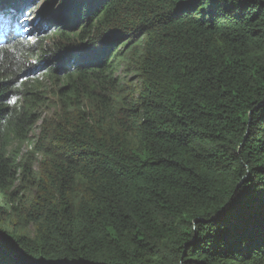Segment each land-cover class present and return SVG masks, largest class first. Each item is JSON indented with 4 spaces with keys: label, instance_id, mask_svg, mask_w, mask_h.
Segmentation results:
<instances>
[{
    "label": "trees",
    "instance_id": "obj_1",
    "mask_svg": "<svg viewBox=\"0 0 264 264\" xmlns=\"http://www.w3.org/2000/svg\"><path fill=\"white\" fill-rule=\"evenodd\" d=\"M36 1L0 0V264H264V0H62L32 34Z\"/></svg>",
    "mask_w": 264,
    "mask_h": 264
},
{
    "label": "rangeland",
    "instance_id": "obj_2",
    "mask_svg": "<svg viewBox=\"0 0 264 264\" xmlns=\"http://www.w3.org/2000/svg\"><path fill=\"white\" fill-rule=\"evenodd\" d=\"M44 2H45V0H40V2L36 1V3L32 7H30V9H32V11H33V17H32V22H31V27H32L31 33L32 34L37 33V31H38L37 27H38L39 23L43 20V16L39 15L41 11L44 15H46V14L51 15V17H52L51 20L54 24L61 25V10L59 9V7H60L62 0H52L51 3L46 4V6L44 5ZM34 18H35V20H34ZM47 34H48V31H44V33H39V36L47 35ZM120 74L122 76H124L125 79H127V78H131V75H134V72H127L124 69V66H122L120 69ZM55 90H56L55 86H52L50 89V94L53 95ZM55 103L56 102H55L54 98L49 99V104L45 108L46 114H48L50 116L56 115L58 108H57ZM35 133H38V131H36ZM32 138H33V136H32ZM28 148H29V146L25 145L23 151L26 152ZM43 163H44V160L41 158V160L39 161L38 167L43 165Z\"/></svg>",
    "mask_w": 264,
    "mask_h": 264
},
{
    "label": "clouds",
    "instance_id": "obj_3",
    "mask_svg": "<svg viewBox=\"0 0 264 264\" xmlns=\"http://www.w3.org/2000/svg\"><path fill=\"white\" fill-rule=\"evenodd\" d=\"M32 17L30 18V22H29L30 24L32 22ZM34 20H35V18H34ZM20 27H22V24H20ZM17 29H18V31L14 30V31H16L15 34L17 35V34L21 33L20 35L23 37V32L21 31V29L20 28H17ZM31 31H32V27L28 30V32H31ZM20 39H22V38H20Z\"/></svg>",
    "mask_w": 264,
    "mask_h": 264
},
{
    "label": "bare ground",
    "instance_id": "obj_4",
    "mask_svg": "<svg viewBox=\"0 0 264 264\" xmlns=\"http://www.w3.org/2000/svg\"><path fill=\"white\" fill-rule=\"evenodd\" d=\"M27 22V21H26ZM24 24V23H23ZM17 26H20L19 24L17 25ZM24 26V25H23ZM12 29H14V30H17L18 31V29L16 28V26L15 27H12Z\"/></svg>",
    "mask_w": 264,
    "mask_h": 264
},
{
    "label": "snow or ice",
    "instance_id": "obj_5",
    "mask_svg": "<svg viewBox=\"0 0 264 264\" xmlns=\"http://www.w3.org/2000/svg\"><path fill=\"white\" fill-rule=\"evenodd\" d=\"M37 2H39V0H37Z\"/></svg>",
    "mask_w": 264,
    "mask_h": 264
}]
</instances>
